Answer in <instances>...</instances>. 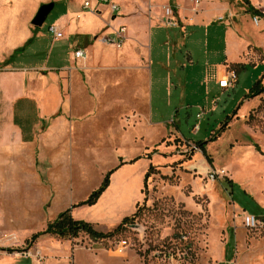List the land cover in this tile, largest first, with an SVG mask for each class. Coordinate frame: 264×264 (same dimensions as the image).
<instances>
[{
  "label": "rangeland",
  "instance_id": "1",
  "mask_svg": "<svg viewBox=\"0 0 264 264\" xmlns=\"http://www.w3.org/2000/svg\"><path fill=\"white\" fill-rule=\"evenodd\" d=\"M231 1L235 13L223 14L221 22L216 18L224 1L208 4V28H188L176 44L164 47L162 63H156L152 48V90L150 84L131 109L127 93L114 94L106 84L96 98L85 75L80 78L83 105L98 100L93 126L85 124L91 111H82L78 98L69 110L65 98L52 125L38 122L31 108L19 109V135L0 102V246L36 257L40 264H264V220L251 229L241 219L264 208V96H249L264 74V0H246L259 13L258 25L244 0ZM37 9L21 12L18 21H31ZM65 15L59 3L41 27H33L43 42L39 48L50 49L47 27ZM64 41L61 49L71 64L76 46ZM144 44L140 51L150 52ZM234 62L238 65L229 69L235 70L237 82L220 89L222 68ZM156 77H161L157 92ZM118 96L125 106L109 107ZM131 113L141 120L129 122ZM157 119L162 138L160 126L158 131L151 126ZM88 127L98 130V139L81 138ZM119 165L95 206L72 209ZM216 170L225 175L210 181L208 174ZM68 208L103 233L131 219L101 240L81 233L74 239L40 236L29 244L32 235Z\"/></svg>",
  "mask_w": 264,
  "mask_h": 264
},
{
  "label": "crops",
  "instance_id": "2",
  "mask_svg": "<svg viewBox=\"0 0 264 264\" xmlns=\"http://www.w3.org/2000/svg\"><path fill=\"white\" fill-rule=\"evenodd\" d=\"M85 1L87 0H0V94L2 96L0 102L6 109V114L13 119L12 124L17 127L19 135L23 133L21 125L16 122L19 109L31 108L38 122L51 121L50 125L56 124L53 120L59 117L65 98L69 110L75 98L79 101L82 99L80 78L83 80L84 75L96 98L98 97L97 92L104 90L100 87L108 84V87L114 90V94L121 96L127 93V106L131 109L133 101L134 103L140 101L146 92L148 93L150 84L152 90V67L148 66L150 59L152 62V48H156L153 56L156 63H162L161 54L164 47L168 44H176L177 38L184 36L188 28L195 32L206 30L209 25L208 4L214 0H204L203 5L198 0L189 1V5L186 0H111L120 7L115 17L111 14L109 7L101 4L99 0H90L96 12L84 9ZM223 1L225 6L218 9L220 14L216 18L218 22H221L219 18H222L223 14L230 16L235 13L232 1ZM195 2L198 3L195 4ZM48 3H53L54 7L63 3L66 15L62 22L55 23L63 34L62 39L54 40L47 27L52 44L46 52L44 48H39L42 47L43 42L37 31H33L31 21L28 19L20 22L18 19L19 14L27 12L29 7H33L35 11L37 7ZM167 6L173 8L175 19L178 22V25L174 27L165 25L163 9ZM141 11H145L146 15L142 16ZM234 22H236V17L230 23L234 24ZM119 26H125L127 29L126 39L120 48L107 45L101 40L97 41L99 34L102 37L112 35ZM65 38L72 41V46H76L74 51L83 50L85 52L84 59H74L72 53L70 55L71 64H68L67 57L63 54L64 50L61 49ZM96 42L101 46H98ZM146 42L149 44L150 52L143 53L140 49ZM19 49L22 51L14 54ZM13 55L14 57L11 58ZM41 55L43 59L40 58ZM172 56L175 58V54ZM7 60L8 64L3 65ZM60 61H63V64L57 65ZM237 65L238 63L235 62L226 63L219 76L230 66ZM105 73L110 75L108 80L103 75ZM160 78L156 77V92ZM141 80H143L144 87H142ZM7 83L11 85L7 86ZM214 83L216 84V80ZM118 98L113 99L109 107L112 108L115 105V107L123 108L126 103L119 96ZM96 101H93L91 106L88 105L89 107L84 106L82 101L79 102L82 111H91V117L85 122L88 126H93L98 115L95 110L99 104L98 100ZM141 118L146 121V114ZM139 120H141L140 117L138 119L133 113L130 114L129 122L136 124ZM151 126H154L157 131L160 126L159 138L165 136L162 121L157 119ZM51 129L50 127L49 131ZM86 129H88L86 133L84 129L80 133L82 139H94L95 137L98 139L97 129L92 127ZM120 167L121 165L113 169L112 174L121 169ZM141 176L143 177L142 172ZM110 185L111 180L106 190L110 188ZM124 208L125 206L122 210ZM72 218L80 220L73 216ZM0 264L40 263L36 257L21 255L8 246H0Z\"/></svg>",
  "mask_w": 264,
  "mask_h": 264
},
{
  "label": "trees",
  "instance_id": "3",
  "mask_svg": "<svg viewBox=\"0 0 264 264\" xmlns=\"http://www.w3.org/2000/svg\"><path fill=\"white\" fill-rule=\"evenodd\" d=\"M246 5H247V11L249 13L252 14V16L256 17V15H259V13L254 10L246 0H244ZM262 15V14H260ZM22 49L17 50L14 54L21 52ZM14 57L11 56V58ZM8 60L4 62L3 65L8 64ZM262 81H264V74L262 76V79H260L259 81H257L255 83V85L253 86V88L251 89L249 96L251 97H255V96H259V95H263L264 96V82L262 83ZM199 151H201V153L207 158V154L205 152L204 146L203 144H200L199 146ZM152 169L151 166H149V170ZM112 171H109L102 183L100 184V186L94 190L85 200L75 204L72 206L73 208L76 207H82V206H87V207H91L94 206L98 199L100 198V196L102 195V193L107 189L108 185H109V177L112 174ZM148 173L145 174L144 176V180H146ZM226 184L229 185L230 187L233 186L231 180H225ZM258 211L255 213H249L252 214L256 217H261L264 216V208H260L257 207ZM131 218L125 217L122 222L114 229L113 232L110 233H103L100 232L98 230H96L94 228V226L86 221L83 220H75L72 218L71 216V212L70 209H67L63 212H61L60 214H58V216L52 221L49 222L45 229L37 234H34L31 239L30 242H34L36 239H38L40 236L43 235H50V236H55L61 239H74L77 238L81 233L87 235L90 239L93 240H101V239H105L107 237H109L111 234L117 232L120 227H122L125 223H127Z\"/></svg>",
  "mask_w": 264,
  "mask_h": 264
},
{
  "label": "built area",
  "instance_id": "4",
  "mask_svg": "<svg viewBox=\"0 0 264 264\" xmlns=\"http://www.w3.org/2000/svg\"><path fill=\"white\" fill-rule=\"evenodd\" d=\"M101 4H105L109 7V10L111 14L114 15V17L119 13L120 7L117 3L112 2L111 0H99ZM198 2H195L197 4ZM83 8L87 9L91 12H96L95 8L92 7L91 1L87 0L83 3ZM164 16H165V25L168 27H174L178 25V22L175 19L174 11L171 6H167L163 9ZM219 20H222V18H219ZM253 22L258 25L259 20L257 17L253 18ZM48 32L52 35L54 40H60L63 38V34L61 31L58 30L57 26L55 25H49L48 26ZM126 32L127 29L125 26H119L117 30L109 36L102 37L100 40L101 42L112 45L115 48H120L123 44V42L126 39ZM73 58L77 60H82L85 58V52L83 50H76L73 52ZM237 82V74L235 70L227 68L223 74H221L218 77V86L219 88L223 90H228L234 87L235 83ZM224 170H216L211 171L208 174V179L210 181H214L215 179L224 176ZM242 223L246 228H257L264 220V216L262 217H256L252 214L245 213L242 214ZM172 258V255H171Z\"/></svg>",
  "mask_w": 264,
  "mask_h": 264
},
{
  "label": "water",
  "instance_id": "5",
  "mask_svg": "<svg viewBox=\"0 0 264 264\" xmlns=\"http://www.w3.org/2000/svg\"><path fill=\"white\" fill-rule=\"evenodd\" d=\"M53 7H54L53 3L41 5L38 8L35 16L31 20V25L35 28L41 27L44 24V22L46 21L50 12L53 10Z\"/></svg>",
  "mask_w": 264,
  "mask_h": 264
}]
</instances>
